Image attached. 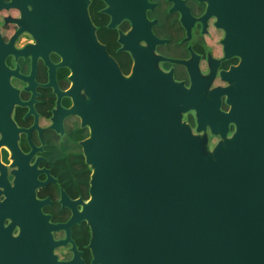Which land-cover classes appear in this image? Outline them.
I'll return each instance as SVG.
<instances>
[{
  "label": "flooded vegetation",
  "instance_id": "obj_1",
  "mask_svg": "<svg viewBox=\"0 0 264 264\" xmlns=\"http://www.w3.org/2000/svg\"><path fill=\"white\" fill-rule=\"evenodd\" d=\"M39 1L0 0V264H105L87 221L73 222L91 198L90 128L74 111L88 95L44 38ZM88 1L122 75L180 98L198 146L221 138L217 109L227 136L264 121V0ZM249 145L264 154L260 136Z\"/></svg>",
  "mask_w": 264,
  "mask_h": 264
},
{
  "label": "water",
  "instance_id": "obj_2",
  "mask_svg": "<svg viewBox=\"0 0 264 264\" xmlns=\"http://www.w3.org/2000/svg\"><path fill=\"white\" fill-rule=\"evenodd\" d=\"M88 3H35L44 38L88 95L74 111L90 128L91 198L73 222L87 221L105 264H264V154L249 145L264 121L227 136L230 112L217 109L220 140L198 146L177 118L180 98L122 75Z\"/></svg>",
  "mask_w": 264,
  "mask_h": 264
},
{
  "label": "rangeland",
  "instance_id": "obj_3",
  "mask_svg": "<svg viewBox=\"0 0 264 264\" xmlns=\"http://www.w3.org/2000/svg\"><path fill=\"white\" fill-rule=\"evenodd\" d=\"M219 140H220V139H219ZM219 140H218V141H219ZM216 143H217V142H216Z\"/></svg>",
  "mask_w": 264,
  "mask_h": 264
}]
</instances>
